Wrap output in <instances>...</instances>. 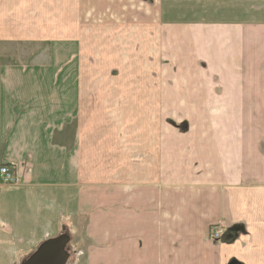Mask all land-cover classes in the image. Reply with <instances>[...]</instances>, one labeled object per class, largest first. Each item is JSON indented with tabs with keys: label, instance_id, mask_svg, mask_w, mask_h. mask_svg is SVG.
<instances>
[{
	"label": "crops",
	"instance_id": "1",
	"mask_svg": "<svg viewBox=\"0 0 264 264\" xmlns=\"http://www.w3.org/2000/svg\"><path fill=\"white\" fill-rule=\"evenodd\" d=\"M229 1V20L185 25V0H92L97 19L85 0H18L39 24L6 38L0 0V167L19 178L0 182V264H21L66 217L85 220L73 264H264V20H245L244 1L264 8ZM101 65L114 88L89 101L85 68ZM127 85L135 108L116 95L130 113L100 144L103 101Z\"/></svg>",
	"mask_w": 264,
	"mask_h": 264
},
{
	"label": "rangeland",
	"instance_id": "2",
	"mask_svg": "<svg viewBox=\"0 0 264 264\" xmlns=\"http://www.w3.org/2000/svg\"><path fill=\"white\" fill-rule=\"evenodd\" d=\"M18 0H4V17H3V24H4V29L5 31L8 32V35L6 36V38H12L14 35V31L18 32L19 36H21L22 38H29L30 36H32L33 31L36 29L35 24L33 21H37L38 18L33 19V11L35 10L33 8V10L28 9L27 10V5H23L22 7H19V10L22 12L20 13V11L18 10L17 7H14L15 4L17 3ZM56 2H52V5L57 4H62L60 3L61 0H55ZM174 1H179V0H174ZM186 3L185 5L181 6V14H176L174 15L173 19L177 20V19H182V21L185 22V25H188L187 22H195V21H203V22H223V21H227L229 20V16H227L229 13H234L232 11V9L229 7V5H226V1L227 0H203V2L200 5H197V0H185ZM222 1L223 6L221 7V3ZM229 1V0H228ZM256 1V6L257 7H261L264 8V0H255ZM92 0H85L84 2V9H85V18L88 19H97L94 15H93V8H91L92 5ZM229 4L230 1H229ZM9 9L10 13L5 12V10ZM247 2L244 1V12H245V20L247 19L246 17H253L255 19L258 20H264V11L263 12H248L247 11ZM39 12V10H37ZM52 13H54V15H61L60 13H57L55 10L52 11ZM103 13V12H102ZM9 14H11V17L9 16ZM101 13H98L97 15H100ZM43 16V13L40 14V17ZM183 18H182V17ZM39 17V18H40ZM187 17V18H185ZM169 19H171L172 17H168ZM37 23L39 24V22L37 21ZM41 36L43 37H49L50 34H45L43 32H41ZM34 53V50H31L29 52H20V58H28L29 55H32ZM196 54H197V58H203L202 54L204 55V52H200L198 51V49L196 50ZM211 60L213 59H218V52L216 51L213 55L209 56ZM40 59L42 60H52L53 59V55H52V51L50 48V51H46L44 53H42L39 56ZM70 60V59H67ZM85 69L86 72L90 71L91 74L89 73V75L91 76H86L85 78H83V95L87 100H91L90 98L98 91L100 90L99 95L103 92L105 87H110L111 89L114 88V84L111 82V79L109 78V75L106 71V68L101 66H96L94 68H90L87 66ZM98 76L99 79L93 81V76ZM216 76V75H213ZM123 81L127 82L129 85H132L131 80L127 77V75L123 76ZM102 80V82H101ZM61 82H63L62 80H60ZM98 81L101 82V85H98ZM89 86V92L87 90H84L86 87ZM99 87V89H98ZM169 88L168 86L165 87ZM170 89V88H169ZM123 91L125 92V96H122V101H126L125 104H128L130 107L133 106L132 105V101L130 96L132 95V88L130 86L127 85V91L124 90H118L117 88L115 90H111L110 91V97L109 99L103 101V105L105 107L104 112H101L100 115V119H101V123L104 124V127L101 130H98V132L96 133V136H100L99 137V142L100 144L103 143L105 141V139L107 138L108 135L111 134V129L114 127H118L119 126V121L121 120V118H123V121L125 119L126 116V112H129V107L127 108H122L118 107L115 104L114 100L116 99V95L120 92ZM141 95V94H138ZM70 96H72V94H70ZM95 97H97V93L95 94ZM94 101H97V99H95ZM129 101V102H128ZM128 102V103H127ZM137 103V101L135 102ZM122 104V105H125ZM107 107V108H106ZM135 107L133 106L132 109H134ZM131 109V110H132ZM76 117V116H74ZM74 117L69 116V122L71 123L74 121ZM127 118V116H126ZM55 119V117H54ZM181 119V120H180ZM184 119V118H183ZM182 118H178L177 120L174 121L172 119H167L166 122L171 123L174 125H179V126H183L182 123H186L183 122ZM59 120V116H57L56 120ZM113 122L114 125L111 123ZM165 122V124H167ZM182 124V125H181ZM169 125V124H168ZM87 126V125H85ZM171 126V125H170ZM56 128V129H55ZM58 128V129H57ZM60 125H56L55 127H53L50 131H53V136L54 138H52V135H48L50 138L53 139V141L55 142V140H61L63 139L62 136V130L59 129ZM75 126L71 127L70 130L72 132V134L74 133V137H76V135L78 134V130L77 127L74 131ZM181 129V128H180ZM24 144L26 146H31V142L28 140L23 141ZM36 143H38V140H35ZM33 150V149H32ZM74 156V153H73ZM64 220L62 221L61 225V231H59L58 233H65L67 235H69L70 237V242L67 245L66 248V252L69 255L68 261L66 264H73L74 258H75V251H81V249L83 248V239H84V225H85V220L84 219H80V218H73V217H66L63 218ZM77 219V220H75Z\"/></svg>",
	"mask_w": 264,
	"mask_h": 264
},
{
	"label": "water",
	"instance_id": "3",
	"mask_svg": "<svg viewBox=\"0 0 264 264\" xmlns=\"http://www.w3.org/2000/svg\"><path fill=\"white\" fill-rule=\"evenodd\" d=\"M69 242L70 237L65 233L46 240L21 264H66L69 258L66 252ZM229 264L239 263L232 261Z\"/></svg>",
	"mask_w": 264,
	"mask_h": 264
},
{
	"label": "built area",
	"instance_id": "4",
	"mask_svg": "<svg viewBox=\"0 0 264 264\" xmlns=\"http://www.w3.org/2000/svg\"><path fill=\"white\" fill-rule=\"evenodd\" d=\"M0 181L7 182V183H16L17 182V180L10 175L9 170L5 167L0 169ZM211 234L215 239H217V238H219V236L221 234V229L220 228H213L211 231Z\"/></svg>",
	"mask_w": 264,
	"mask_h": 264
}]
</instances>
